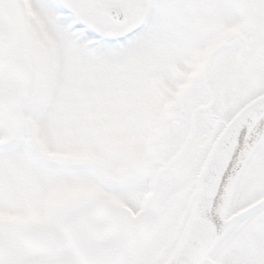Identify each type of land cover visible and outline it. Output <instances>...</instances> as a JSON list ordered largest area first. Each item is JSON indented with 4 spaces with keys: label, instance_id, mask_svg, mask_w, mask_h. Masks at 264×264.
<instances>
[{
    "label": "snow or ice",
    "instance_id": "obj_1",
    "mask_svg": "<svg viewBox=\"0 0 264 264\" xmlns=\"http://www.w3.org/2000/svg\"><path fill=\"white\" fill-rule=\"evenodd\" d=\"M0 264H264V0H0Z\"/></svg>",
    "mask_w": 264,
    "mask_h": 264
}]
</instances>
